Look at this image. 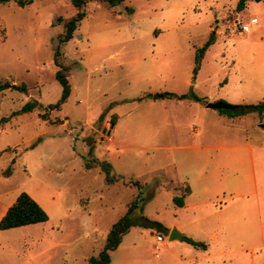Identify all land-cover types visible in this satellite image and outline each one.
<instances>
[{"label": "rangeland", "instance_id": "obj_1", "mask_svg": "<svg viewBox=\"0 0 264 264\" xmlns=\"http://www.w3.org/2000/svg\"><path fill=\"white\" fill-rule=\"evenodd\" d=\"M237 2L123 0L109 5L90 0L73 37L64 43L59 42L64 28L57 18L75 15L70 0L0 3V83L27 86L26 92L0 90V118H7L0 122L1 160L9 172L0 181V196L11 206L26 192L48 215L44 222L0 230V264H88L137 195L142 211L135 210L132 220L144 215L148 225L133 224L109 264H179L175 256H185L181 247L190 249L189 256L202 251L182 239L169 240V229L177 228L170 224H184V210H177L166 187L154 196L150 187L160 184L162 175L181 181V173L169 165L172 160L182 164L178 146L204 137L209 127L217 142L224 139V126L232 129L231 136L256 143L264 113L219 119L225 113L209 108L215 118L201 117L202 125L195 111L175 112L147 98L172 92L197 96L206 105L214 102L210 95L225 93L231 101H221L233 105L264 101V54L258 63L243 56L235 63L237 71L232 70L234 48L244 46L238 39L245 35L243 24L253 28V8L236 11ZM211 33L214 42L195 72L196 49ZM56 49L70 89L64 102L47 109L62 92L55 77L60 69ZM29 100L39 105L18 112ZM45 113L47 119L41 117ZM106 122L115 124L111 141L103 131ZM98 162L109 167L111 183ZM253 198L245 199V233L207 223L189 225L184 234L191 232L213 253L243 246L244 264H264ZM213 231L217 237L210 235ZM237 258V253H222L211 261L238 264Z\"/></svg>", "mask_w": 264, "mask_h": 264}, {"label": "crops", "instance_id": "obj_2", "mask_svg": "<svg viewBox=\"0 0 264 264\" xmlns=\"http://www.w3.org/2000/svg\"><path fill=\"white\" fill-rule=\"evenodd\" d=\"M245 8L247 10L253 8L254 10L250 12L249 18V24L253 28L249 27V31L245 32L243 37L238 38L244 46L234 48L237 54L232 57L237 58L231 59L232 63H234L232 65L233 71H237V68L240 67V65L237 66L238 64L235 65L237 59L245 56L258 63V58L264 54V0L258 2L248 1ZM253 18L256 19V23H251V19ZM255 66L258 69V66ZM158 98L160 99L154 97L147 99L154 100L153 104L158 107H167L175 112L182 111L184 108L195 111L196 117L200 116L199 121L202 125L205 124V121L201 117L208 116L215 118V114L207 111L209 108L200 102L176 100L174 98ZM208 99L209 101H231L225 93H214ZM163 100H166V103L162 104ZM148 106L151 105L148 104ZM218 117L219 119L229 118L232 120L240 116L230 117L226 114H219ZM214 118H211V120L213 121ZM213 123L209 122L210 126ZM114 126L115 124H110L109 122H106L104 125L103 131H107L106 138L108 141L113 139L110 132ZM259 127L261 131L258 132V141L256 143L248 142L246 138L240 140L236 136H231L232 129L223 126L222 128L225 129L222 135L224 139L221 138L223 139H220L221 142L215 141L217 137L213 135L211 131L212 127H209L205 131L204 137L193 138L188 144L178 146L182 150L180 152L182 164L172 160L169 165L172 171L174 170L178 174L181 173L183 178L179 181L175 177L166 179L162 175V182L154 190L153 194L150 195L154 196L158 190L166 187L172 195V201L173 197H177L182 201V205H176L174 202L173 204L177 206V210H184V224L178 222H171L170 224V227L172 225L177 227L176 229L182 234V238L189 235L188 237L195 240L199 239L191 232H187V235H185L184 229L189 225L199 226L200 224L207 223L216 225L224 231L245 233L247 222L245 199L252 195L254 196L252 200L255 207L253 214L257 217L256 228L258 230V240L260 241L258 246H264V121L259 124ZM196 129L201 131V128ZM4 151L5 148L0 150L1 182L8 177L3 173L6 168L5 160H1ZM177 164L180 165V168ZM150 189H152V186ZM1 198L0 196V219L9 207V204H6ZM210 235L217 237L218 233L213 231L210 232ZM156 246L157 249H155L158 250L159 245L156 244ZM242 249L243 246H236L235 248L220 249L222 252L213 253L209 252V249L206 247L201 252L198 251L189 256L191 254L190 249L181 247L182 254L185 256H175V261L179 264H214L211 259L215 256H220L222 253L230 254L234 252L238 255V264H244V257L239 253ZM111 253L112 251L110 252V261ZM252 264L255 263L252 262Z\"/></svg>", "mask_w": 264, "mask_h": 264}, {"label": "trees", "instance_id": "obj_3", "mask_svg": "<svg viewBox=\"0 0 264 264\" xmlns=\"http://www.w3.org/2000/svg\"><path fill=\"white\" fill-rule=\"evenodd\" d=\"M9 0H0V3L7 2ZM19 6H25L29 4L32 0H14ZM90 0H70L71 4L76 10L75 15L72 18L63 20L61 17L57 18V21H62L63 24V33L59 36V42L64 43L69 41L73 37V32L76 29L78 22L84 17L85 15V6L86 3ZM108 2L109 5H113L114 2H121L123 0H103ZM248 1H261V0H238L236 5V11L243 9ZM214 42V34H209L208 38L203 42L201 46L196 49L195 59H194V71L196 72L199 67L201 60L208 49V47L213 44ZM59 50L56 49L54 52V61L60 69L56 72V79L62 86V92L59 100L56 103L46 105L47 109L58 107L68 96L69 93V83L67 78L63 72L64 67L58 60ZM4 88H12L19 90L21 92L27 91V86L24 83L21 84H9V82L0 83V90ZM150 96V94H149ZM154 98L158 97H170L176 100H183L189 98L184 94H175L172 92H162L153 95ZM190 101L201 102V99L197 96H193L189 98ZM39 103L36 100H29L20 108L18 112H30L34 110ZM249 112H264V101H260L259 103H240L235 104L234 109L232 110H224L220 109V113H225L230 117L235 116H242ZM43 119H47L46 113L41 114ZM7 118L3 117L0 118L1 121H6ZM98 165L104 170L106 173V182L111 183L113 181V177L109 175V167L105 163L98 162ZM5 175H8V171H3ZM134 185H137L134 183ZM159 185V184H158ZM155 185L154 188L151 189L150 194H153L154 190L158 187ZM173 202L176 205H182V201L177 198L173 197ZM135 210L142 211V198L140 195H137L127 206V210L125 213L116 221L114 222L111 227L109 228L103 249L95 256H90L88 258V264H108L110 262V252L113 251L120 243L121 238L124 234H126L129 228L137 223L141 226L148 225V219L146 216H140V220L134 222L132 220V215L134 214ZM48 219L47 213L42 209V207L32 199L26 192H20L15 201L11 206L8 207L6 213L0 219V230L9 229L14 227H19L27 224H34L39 222H44ZM182 240L189 243L195 248H206V244L201 241H197L191 237L183 236Z\"/></svg>", "mask_w": 264, "mask_h": 264}, {"label": "water", "instance_id": "obj_4", "mask_svg": "<svg viewBox=\"0 0 264 264\" xmlns=\"http://www.w3.org/2000/svg\"><path fill=\"white\" fill-rule=\"evenodd\" d=\"M205 106L211 109H224V110L234 109L233 104H229L221 100L208 102L206 103ZM174 239H182V234L175 227H173L169 232V240H174Z\"/></svg>", "mask_w": 264, "mask_h": 264}, {"label": "built area", "instance_id": "obj_5", "mask_svg": "<svg viewBox=\"0 0 264 264\" xmlns=\"http://www.w3.org/2000/svg\"><path fill=\"white\" fill-rule=\"evenodd\" d=\"M251 23H256V19L255 18L251 19ZM242 30L244 32H248L249 31V26L248 25H243L242 26ZM156 240L157 241H161L162 240L161 236L160 235H157L156 236ZM156 249H157V247H156Z\"/></svg>", "mask_w": 264, "mask_h": 264}]
</instances>
